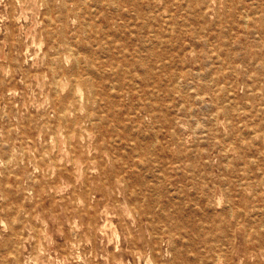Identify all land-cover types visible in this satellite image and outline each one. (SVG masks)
I'll list each match as a JSON object with an SVG mask.
<instances>
[{"label": "rangeland", "instance_id": "rangeland-1", "mask_svg": "<svg viewBox=\"0 0 264 264\" xmlns=\"http://www.w3.org/2000/svg\"><path fill=\"white\" fill-rule=\"evenodd\" d=\"M218 217L212 262L195 227ZM247 263L264 0H0V264Z\"/></svg>", "mask_w": 264, "mask_h": 264}, {"label": "bare ground", "instance_id": "bare-ground-1", "mask_svg": "<svg viewBox=\"0 0 264 264\" xmlns=\"http://www.w3.org/2000/svg\"><path fill=\"white\" fill-rule=\"evenodd\" d=\"M19 3V2H18ZM93 7H95V6H93ZM249 17V16H248ZM88 19H89V17H88ZM248 19V18H247ZM155 22V21H154ZM90 26V25H89ZM88 26V27H89ZM94 27H96V26H94ZM151 42V41H150ZM152 44V43H151ZM150 44V45H151ZM261 44H262V42H261ZM263 45V44H262ZM97 46V45H96ZM119 46H120V44H119ZM153 46V45H152ZM150 47V46H149ZM146 49V48H145ZM91 50V49H90ZM73 51V50H72ZM142 51H144V50H140L139 52H142ZM217 55V54H216ZM147 61H148V59L147 58H143V57H139V58H137L135 61H133L131 64L133 65V66H136V67H142V68H144V69H147L148 68V65H147ZM78 67V66H77ZM110 70V69H109ZM200 75V74H199ZM203 75H205V74H203ZM202 75V76H203ZM83 79V78H82ZM205 79V78H204ZM261 84H262V82H261ZM111 85H113V84H111ZM73 86V85H72ZM192 86V85H191ZM56 87H57V85H56ZM137 87V86H136ZM186 88V87H185ZM112 90V89H111ZM223 90V89H222ZM225 90V89H224ZM258 90V89H257ZM263 93V92H262ZM231 102V101H230ZM233 102V101H232ZM234 103V102H233ZM232 104V103H231ZM191 107V106H190ZM204 107H206L207 108V106H204ZM263 107V106H262ZM196 109V108H195ZM203 109V108H202ZM209 110V109H208ZM120 111V110H119ZM60 112H61V118L64 116H66V105L65 104H63L62 106H61V108H60ZM240 113V112H239ZM211 117V116H210ZM192 119H194V118H192ZM227 120H229V119H227ZM175 121H176V119H175ZM177 122V121H176ZM228 123H230L229 121H228ZM200 127H201V125H200ZM216 127V126H215ZM113 130V129H112ZM195 130V129H194ZM173 131V130H172ZM195 133V132H194ZM201 134V133H200ZM227 140V139H226ZM157 143V142H156ZM181 143V142H180ZM154 145V144H153ZM242 147V146H241ZM126 148V147H125ZM6 153V152H5ZM137 155V154H136ZM18 156V155H17ZM138 156V155H137ZM8 161H9V159H8ZM229 161V160H228ZM5 163H6V161H5ZM256 163V162H255ZM246 166V165H245ZM141 167V166H140ZM228 167V166H227ZM128 168V167H127ZM260 174H262V173H260ZM244 175V174H243ZM206 177V176H205ZM149 178V177H148ZM150 179H151V176H150ZM125 181V180H124ZM153 181H154V179H153ZM171 181V180H170ZM156 182V181H155ZM159 182V181H158ZM242 183V182H241ZM159 184V183H158ZM246 184V183H245ZM248 184V183H247ZM156 186V185H155ZM81 187V186H80ZM170 187H171V185H170ZM173 187V186H172ZM239 187H241V186H239ZM242 187H244L243 185H242ZM196 188V187H195ZM171 189V188H170ZM152 193H153V191H152ZM134 195V194H133ZM157 195H158V193H157ZM160 196V195H159ZM158 196V197H159ZM175 196V195H174ZM173 196V197H174ZM177 196V195H176ZM135 197V196H134ZM182 197H184V196H182ZM136 198V197H135ZM134 198V199H135ZM211 198V196L209 197V199ZM219 198V197H218ZM143 199V198H142ZM145 200V199H144ZM138 204V203H137ZM223 206H224V204H223ZM158 207H159V205H158ZM135 209H137V208H135ZM232 211V210H231ZM261 212V211H260ZM160 213H161V211H160ZM225 214H227V212H224ZM230 215H234V212H232ZM163 216V215H162ZM224 217H226V216H224ZM150 218H151V216H150ZM3 224V223H2ZM226 225V222L225 221H219V217L217 218V219H207V218H202V222H199V223H197V225H196V230H197V233H199V237H200V243L202 244V245H204L207 249H206V251H205V256H207L208 258H210L211 259V261L212 262H217L218 260H220L222 257H225V255L226 254H222L221 252H220V250H219V245H218V239L217 238H215V233H216V231H218L220 228H222V227H224ZM179 226V225H178ZM239 226V225H238ZM263 228V227H262ZM195 230V229H194ZM200 231H202V233L200 234ZM253 231V230H252ZM166 232V231H165ZM258 237V236H257ZM255 244V243H254ZM258 251V250H257ZM247 255V254H246ZM246 258H248V257H246ZM248 264V263H247Z\"/></svg>", "mask_w": 264, "mask_h": 264}]
</instances>
